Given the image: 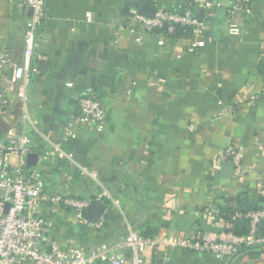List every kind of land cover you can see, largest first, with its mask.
Masks as SVG:
<instances>
[{
	"label": "crops",
	"instance_id": "obj_1",
	"mask_svg": "<svg viewBox=\"0 0 264 264\" xmlns=\"http://www.w3.org/2000/svg\"><path fill=\"white\" fill-rule=\"evenodd\" d=\"M131 1L167 11L181 5L200 31L176 38L144 33L132 20L139 10ZM235 1L47 0L34 57L39 73L27 88L26 109L12 95L0 112V141L24 125L32 139L28 166L41 171L47 193L107 205L97 224L76 219L70 208L44 206L53 243L92 252L122 244L132 231L144 238H242L220 208H236L242 194L254 202L263 196L264 0L231 15ZM30 14L24 0H0V53L16 64L24 61ZM232 22L238 35L229 33ZM4 74L11 77L12 69ZM89 93L103 102L105 129L82 126L65 140ZM57 147L70 158L44 157ZM229 148L242 154L244 174L223 178L213 163ZM123 250L132 260L134 250ZM141 256L145 264H228L179 247L148 246Z\"/></svg>",
	"mask_w": 264,
	"mask_h": 264
},
{
	"label": "built area",
	"instance_id": "obj_2",
	"mask_svg": "<svg viewBox=\"0 0 264 264\" xmlns=\"http://www.w3.org/2000/svg\"><path fill=\"white\" fill-rule=\"evenodd\" d=\"M30 10L24 32V61L16 64L9 53H0V112L12 103V95L26 109L27 88L33 77L39 73L34 63L39 36L37 34L41 23L47 18V0H24ZM251 0H236L231 15H235L248 5ZM203 6H209L208 0H198ZM138 29L144 33H156L168 25L173 31L175 24H186L200 31V24L191 17L189 11L177 13L156 9L154 16H146L136 12L132 17ZM231 35L240 33L239 26L232 22L229 27ZM201 42L199 45H203ZM194 46H197L196 44ZM12 69L11 77L4 72ZM81 113L71 119L65 128V140L75 137L79 128L91 126L97 131L105 129V108L101 99L89 93L80 99ZM190 131H196L194 124ZM32 139L22 125L20 131L10 129L8 136L0 141V264H93L97 259L109 261L111 264H145L141 254L146 247H179L190 251L209 253L229 260L238 256L243 246L251 247L264 243V236L259 235L258 226L264 220V210L236 213V217L250 220V232L237 242L223 239H210L200 235L172 236L163 235L158 238H144L138 232H130L122 244L102 243L92 252L81 248L62 249L50 240L47 230L50 222L42 214L44 206L61 205L74 211L78 220H84L85 210L89 204L86 200L76 199L69 193L49 194L45 190L44 176L40 170L29 167L27 156L31 152ZM61 158L69 157L62 149L48 151L45 158L52 155ZM16 158V163L12 158ZM230 161L235 165L238 175L244 174L241 165L242 154L229 148L214 158V169L219 171L224 162ZM86 173H89L86 171ZM92 174V173H91ZM92 176L96 177L95 174ZM264 196V181L260 187ZM127 246L134 250V257L128 260L123 250ZM153 264H170L168 260Z\"/></svg>",
	"mask_w": 264,
	"mask_h": 264
},
{
	"label": "trees",
	"instance_id": "obj_3",
	"mask_svg": "<svg viewBox=\"0 0 264 264\" xmlns=\"http://www.w3.org/2000/svg\"><path fill=\"white\" fill-rule=\"evenodd\" d=\"M187 10L188 9L179 5L170 11L183 14ZM191 29L192 27L186 24H175L173 31H169L165 28L158 31L167 37L176 38L186 30ZM262 70H264V60H262ZM244 196V194L240 195V200L236 208H220V216L224 221L227 222V224L232 228L233 232L239 237H245L250 232V220L244 217H236V213L240 212L245 214L248 211L264 210V196L261 197L259 202L251 201ZM258 233L259 235L264 236V220H261L259 223ZM263 248L264 243H260L251 247L243 246L240 254L232 259H229L228 264H258L261 262L260 260L263 254ZM244 258H247V261H243Z\"/></svg>",
	"mask_w": 264,
	"mask_h": 264
},
{
	"label": "water",
	"instance_id": "obj_4",
	"mask_svg": "<svg viewBox=\"0 0 264 264\" xmlns=\"http://www.w3.org/2000/svg\"><path fill=\"white\" fill-rule=\"evenodd\" d=\"M130 5L133 7H137L140 14L146 15V16H154L156 12V8L153 6L148 5H138L137 2H129ZM165 29L168 28V25L164 26ZM80 111L82 110L81 106H79ZM235 171V165L234 163L227 161L224 162L221 169L220 174L223 178H229ZM107 210V205L101 201L100 199H94L89 202V204L86 207L85 210V220L97 224L102 219L104 213ZM231 232V230L229 231Z\"/></svg>",
	"mask_w": 264,
	"mask_h": 264
},
{
	"label": "rangeland",
	"instance_id": "obj_5",
	"mask_svg": "<svg viewBox=\"0 0 264 264\" xmlns=\"http://www.w3.org/2000/svg\"><path fill=\"white\" fill-rule=\"evenodd\" d=\"M196 131H197V130H196ZM191 132H195V131H191ZM243 261H247V258H244ZM249 264H253V263H249ZM261 264H264V262L261 263Z\"/></svg>",
	"mask_w": 264,
	"mask_h": 264
}]
</instances>
